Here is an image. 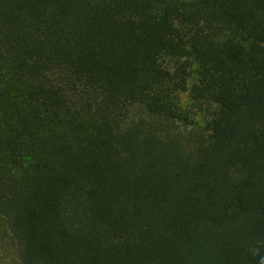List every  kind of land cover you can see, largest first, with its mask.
<instances>
[{
	"label": "trees",
	"instance_id": "trees-1",
	"mask_svg": "<svg viewBox=\"0 0 264 264\" xmlns=\"http://www.w3.org/2000/svg\"><path fill=\"white\" fill-rule=\"evenodd\" d=\"M0 216L19 264H261L264 0H0Z\"/></svg>",
	"mask_w": 264,
	"mask_h": 264
},
{
	"label": "rangeland",
	"instance_id": "rangeland-1",
	"mask_svg": "<svg viewBox=\"0 0 264 264\" xmlns=\"http://www.w3.org/2000/svg\"><path fill=\"white\" fill-rule=\"evenodd\" d=\"M198 76L197 67H194V72L189 86L196 80ZM183 105L187 109H191V99L189 92L181 93ZM194 121L199 125H207L210 121L209 115L206 111H200L194 114ZM14 241L5 226L3 218L0 216V264H19L16 258Z\"/></svg>",
	"mask_w": 264,
	"mask_h": 264
},
{
	"label": "clouds",
	"instance_id": "clouds-1",
	"mask_svg": "<svg viewBox=\"0 0 264 264\" xmlns=\"http://www.w3.org/2000/svg\"><path fill=\"white\" fill-rule=\"evenodd\" d=\"M261 264H264V257L261 258Z\"/></svg>",
	"mask_w": 264,
	"mask_h": 264
}]
</instances>
